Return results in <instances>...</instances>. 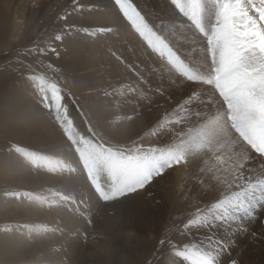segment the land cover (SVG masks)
I'll list each match as a JSON object with an SVG mask.
<instances>
[{"label":"rangeland","instance_id":"1","mask_svg":"<svg viewBox=\"0 0 264 264\" xmlns=\"http://www.w3.org/2000/svg\"><path fill=\"white\" fill-rule=\"evenodd\" d=\"M110 1L113 2L117 10L119 8L118 11L125 19L124 22L127 23L126 25L129 24L127 26L129 31H136V34L143 40L150 56L153 55L156 59L160 56L170 60L171 62L168 64L173 65L175 72L181 70L187 81L206 84L204 77L198 71H190V65L185 64L184 60L173 59L175 56L170 52L175 49L151 29L153 26L145 21L143 13L138 12L133 0ZM173 1L178 2V0ZM186 1L185 7L190 5V0ZM253 1L251 0V5H249L242 3V0H221L218 8L222 6L219 11L220 14L223 13L222 23L216 19L217 23L209 24V27L212 26L214 31L220 27L225 28L219 33H203L202 11L197 0L194 2L196 3V12L193 11L189 15V20L195 29H202L201 35L206 38L205 45L209 56H213L211 54V50L215 49L213 42H219L220 34L227 35L232 40L238 36L247 37V40L251 38V44L248 45L244 54L245 57H239L248 63V66L239 64L240 69L235 71L234 64H230L225 69L222 68L220 60L216 57H212L208 63L210 70H215L213 72L211 70V73L215 74L214 76L217 75V79L214 77L215 83L212 78L211 86L222 103L228 127L243 143H247L246 146L251 151L258 152L257 154L264 158V138H262L264 136V117H262L264 116V103L262 102L263 106L262 104L256 105L257 102L252 103L255 102L253 99L256 97L262 95L261 98H264V84L259 83L260 79L264 80V42L259 40L264 35V0ZM229 2L231 3L230 7ZM96 6V0H78V3L76 0H0V119L10 107L8 104L10 98L7 96V92L13 85V81L17 82L19 78L24 79L25 82L19 87V92H24V95L36 92L38 96L34 97L33 102L38 101L37 98L41 99L43 93L49 91L47 97H43L42 109L44 111H40L36 105L32 106L31 102L28 103L31 109L34 108L32 109V111L34 110L33 115L29 116L28 124L25 127L19 126V138L28 140L27 146L20 147L21 150L27 151L22 154L24 157L20 156L23 169H21L22 167H7L0 170V228H2L0 229V264H55V262H57L56 264H185L186 261L194 263L193 252L196 247L189 243L193 236H196L195 230L200 225V213L179 224V219L177 221L173 219L174 216L169 210L168 201L173 192L174 172L177 170L182 171L183 177L187 173H191L190 187L198 192L202 180L199 179L201 174L194 172V168L201 161V157L194 151L187 155H182L180 152L176 156L174 155L177 151L176 148H166L167 146L160 145V137L158 138L157 135L161 133L165 135V131H167L165 137H168L170 130L168 128L174 126L170 107L160 114L155 113V118L149 119L148 124L142 125L143 128H137L140 130L136 132L139 136L135 137L136 134L131 136L125 133L124 119L126 116L123 108L126 105L107 104L106 97H104L107 95L108 89L106 82L111 77L110 60L89 57L95 55L90 48L92 43L89 41L95 30L92 18L101 15ZM65 17L67 18L65 19ZM136 26L139 29L136 30ZM108 34L111 33H107L106 36ZM114 36L117 37L116 34ZM82 37L89 39H85L86 41L83 42ZM115 42L121 44L122 50L126 51L127 38H123L121 41L115 40ZM232 46L235 47V44H231ZM224 52L230 57H234V52H230L228 49ZM247 52H251L253 58L255 57L253 61H248ZM111 59H117L121 63L120 67H123L124 58L117 55L116 48ZM245 74L250 75L254 80L242 77ZM9 76L12 77L10 83L6 82ZM28 83L31 84L30 88H26ZM239 87H243V91L240 90L241 94L237 92ZM52 93L55 95L52 96ZM68 98L73 102L76 114H80V119H82L79 120L78 117V120L83 121L82 123L86 127L84 130H87V133L91 135V140L96 143L97 149L93 151V154H87L82 138H78L76 135L78 132L75 126L69 124V118L66 116V111L69 108L66 103ZM19 104L24 106L25 103L20 101ZM122 106L123 108H120ZM154 107L158 109L157 105ZM257 118L259 119L257 120ZM251 120L257 125H253ZM123 126L124 128H122ZM11 129L12 126L9 128L6 126L5 131H0L1 151H4L6 147L13 149L17 145L15 141H12L11 145H7L5 142L12 136ZM30 134L35 136L30 137ZM146 140L149 142L146 146H150L156 154L159 152L158 154L162 156L157 154L159 160H162V169L158 170L154 165L153 168L149 165L145 169H137L138 164L132 161L133 154ZM251 142L254 144L251 145ZM65 148L75 154L78 164L85 173L87 184L91 189L89 197L85 198L89 204L93 207L96 204L102 206L104 203L120 201L124 198L130 202L134 209L133 213L129 212L131 206L119 204L124 208L128 207V211L124 213V227L116 229L118 240L114 234H108L104 227L95 229L91 215L87 217L79 211L78 213L75 210L66 209L67 205L80 206L81 203L78 204L77 195H74L72 199L65 193L60 194L59 197L65 201L64 203L60 198L56 199L53 196V190L59 184L57 177L65 171L67 172L64 164H61L63 157L60 150ZM88 148L90 149V147ZM190 156H192L190 160L193 161V168H189L188 163L186 164ZM92 166H94L93 171ZM162 173H165V182L163 183V180L157 182V175ZM140 175L141 177H139ZM50 188L51 190H49ZM185 188L186 184L178 197L181 201L185 197ZM2 192L4 193L2 194ZM139 198L141 202H139ZM192 200L195 201L194 198ZM136 202H139L140 205H137ZM158 203L162 205L167 203L162 214L158 209ZM130 217H134L135 220L129 219ZM52 219H56V221ZM212 220L218 222L217 219L213 218ZM210 221L211 219L207 222ZM61 225L62 227L64 225V229ZM92 227L97 232L96 235L90 234ZM65 228L70 229L68 231ZM58 232L71 237L67 244L55 242ZM70 245L72 246L69 247ZM73 247L74 249H72ZM59 250L61 251L59 252ZM232 250L218 251L215 258L222 259L219 264H232L233 261L235 264L239 262V264H244V262H236L234 259L237 257L234 255L241 251L240 248L233 250L234 252ZM50 253H53V256ZM207 253L211 254L212 252L208 250ZM71 254L73 258L70 256ZM52 257L56 261L50 260ZM229 257L230 260L223 261ZM64 258L67 262H64Z\"/></svg>","mask_w":264,"mask_h":264},{"label":"bare ground","instance_id":"2","mask_svg":"<svg viewBox=\"0 0 264 264\" xmlns=\"http://www.w3.org/2000/svg\"><path fill=\"white\" fill-rule=\"evenodd\" d=\"M96 1H97L96 7L98 9V13H100L101 15L98 16L97 18H92L94 19L92 24L94 25L95 28L93 37H91V39L85 37V39H89V41L92 43L90 45V48L95 53V55L89 57H92L94 59L97 58L101 60L107 59V61L110 60L109 62L110 65L112 66L111 74L109 73V71L108 73L110 74L111 77L106 82L107 85L106 87H108V89L106 92L107 95L104 97H106V100L108 102L107 104L112 103L113 105L118 104L119 106L123 104L126 105L125 108H123L124 105L120 107L123 108L126 116L124 119L126 125L125 133L126 134L128 133L131 136L133 134H136V132L140 131L139 130L140 128H143L142 127L143 124L145 123L148 124L149 119L151 120L155 118V113L160 114L163 111H166L170 107L171 108L170 113L174 119V126L172 125L169 128L166 127L170 129L168 131L169 132L168 137H165L167 131H165V135L162 133L160 135H157L158 138L160 137V142L159 141L158 142L160 143L161 146H167L166 148H170V147L176 148L177 151L174 153V155L176 156L180 152H182V155H187L189 152L194 151L196 154H198V156L201 157V161H199V163L195 165L196 168H194L195 169L194 172L196 173L199 172L201 174L199 179L202 180V185H200L198 192H195L190 187V184L192 183L191 173L189 172L185 175V177H183L182 171L177 170L174 172L175 175H174L173 192L168 201V205L170 206L169 210H171L170 212L174 216L173 219L176 221L179 219L180 220L179 224L181 223V221H187L195 214L200 213V225L195 230L196 236H193V239L189 243L191 246L196 247L193 252L194 263L186 261L185 264H219L221 263L222 259L215 258V255L218 253V251L222 250L226 252V250L228 249L235 250L237 248L238 249L240 248L241 251L238 252L239 254L238 253L236 254L235 251L236 255H234V257L235 256L237 257L234 259L236 260V262L242 261L241 263L244 262V264H264V158H262L263 156L261 157L260 155H258L257 154L258 152L251 151L250 148L246 146L247 143L246 144L243 143L242 140L239 139L233 133V131L228 127V123L226 122L225 119V113L221 106L222 103L218 99L215 93V89L211 86L212 76L214 77L215 74L213 75V73H211L212 69L210 70L208 63L212 57H216L220 60L222 68H225L230 64H234V67H236L235 69L236 71L237 69H240V66H238L239 64L248 66V63H246L244 60L240 58L245 57L244 54L248 48V45L251 44L250 42L251 38L247 40L246 39L247 37L244 38L243 36H238L237 38L232 40L229 39L227 35L225 36L224 34H220L221 36L219 38V42H213V45H215V49L213 48L214 50H211L212 51L211 54L213 56H209L207 55V50L205 45L206 38H204L201 35L202 29H195L189 20V15H191L193 11L194 13L196 12L195 10L196 3H194L196 0H190L189 1L190 5H187L186 7H185V4L187 2L186 0H178V2H174L173 0H133L134 1L133 4L136 6L138 12L143 13L145 21H147L148 24L150 23V25L153 26V28L151 29H153V31L156 34H159V36L163 38V41L170 43L172 47L175 49L172 50V52H170L171 55L175 56V58L173 59L184 60L185 64L190 65L191 68V70L189 69L190 71H198L200 75L204 77V79L206 80V84L187 81L185 77L182 75L181 70L179 71L177 70V72H175L173 70V65L168 64L169 62H171L170 60L160 56L158 59H156L153 55L150 56V53H148L146 47L143 44V40L136 34L137 33L136 31L134 32L129 31L127 27L129 26V24L126 25L127 23L124 22L125 19L122 17V14L119 13L118 11L119 8L117 10L114 7L112 1L110 0H96ZM220 1L221 0H215V1L197 0V3L200 5L202 11V22L204 24V28L202 30L203 33L206 34L210 32L219 33L221 30L225 29L224 27L223 28L220 27V29L214 31L212 30V26L209 27V24L211 22L217 23V21L220 22L222 21L223 13L220 14L219 12L222 6L218 8ZM250 1L251 0H242V3L251 5ZM252 2L254 1L252 0ZM228 4L230 7L231 3L229 2ZM235 21L236 20L234 19V22ZM137 29H139L138 26H136V30ZM107 33H111L112 35L108 34L106 36ZM115 34L117 35V37L114 36ZM123 38H127V42L125 46L126 51L122 50L121 44L115 42V40L121 41ZM81 39L83 42L86 41L84 37H82ZM259 40L261 42H264V35ZM231 44H235V47L233 46L231 47ZM115 48L117 50V55L122 56L124 58V64L122 68L120 67L121 63H119L117 59H111V56L115 51ZM227 49L230 50V52L231 51L234 52V57H230V55L225 54L224 51ZM251 56L252 53L247 52L246 58L248 59V61L254 60L255 57L253 58L252 56L251 58ZM213 71L215 70H212V72ZM242 77L245 78L247 77L248 79L254 80L248 74H245ZM11 78L12 77L9 76L6 82L9 83L12 82ZM234 80L236 81L237 79ZM262 80L260 79L261 82L259 83L263 85L264 80L263 81ZM24 82H25L24 79L19 78L17 82L13 81V85H11L10 87L8 86L10 89L7 92V96L10 98V102L8 101L10 107H8L9 109L5 111V114L2 115L0 119V127H1L0 131H5L6 126L8 128L9 126H12L11 129L12 136L5 142L7 143V145H11L13 144L12 141H15L17 145L13 149L10 147L9 148L6 147L4 151L0 150V170L1 168H3L4 170V168L6 169L7 167H15V168L22 167L21 169H23V165L20 162L22 158L20 156H22V154L24 153H27V151L23 149L21 150L20 147L24 145L27 146L28 140L25 138H19L20 136L18 134L19 126L22 125L25 127V125L28 124L29 116L32 117L33 115L34 110L32 111V109L34 108L31 109L28 103L31 102V104H33L32 106L36 105L37 108L43 112L44 111V109H42L43 97H47V95L49 94V91H47L46 93H43V96L41 97L42 100L37 98L38 101L33 102L32 100L34 99V97L38 96L36 92L35 93L32 92L31 94L28 95H24V92L22 93L21 91L19 92V87ZM26 86H27L26 88H30L31 84L28 83V85ZM242 88L243 87L237 88V92L241 94L243 91ZM261 93L263 92L261 91ZM97 94L99 95V93ZM54 95L55 94L52 93V96ZM261 97H256L255 99H253L255 100V102L252 103L255 104L257 102L256 105L262 104L263 106L264 98ZM95 98L97 97L95 96ZM20 101L22 103H25L24 106H22L23 104L21 105L19 104ZM66 103L67 106L69 107L68 110L66 111L67 112L66 116L67 118H69L68 120L69 124L75 126V129L78 132L76 133V135H78V138H82L87 154H93V151L97 149L95 141L91 140V135L87 133V130H84L86 127L82 123L83 121L82 122L79 121L82 118L80 119L79 113L76 114L74 110L73 102L70 101V99L68 98L66 99ZM154 105H157L158 109H156ZM258 119L259 118H257V120ZM31 122L33 123V121ZM252 124L254 125L256 123H252ZM122 128H124V126ZM141 131L143 130L141 129ZM137 135L139 136V134H136L135 137ZM32 136L34 137L35 135H31L30 137ZM262 138H264V136ZM147 143H149L148 140L142 142L141 144L142 146H140L139 149H137V151L132 156L133 158L132 161L138 164L136 168L145 169L149 165L153 168L154 165L156 169L158 170L162 169L163 163L162 160L160 161L158 158L159 152L157 153L158 154L157 155L150 146H146ZM252 143L253 142H251V145ZM88 147H90V149ZM60 152L62 153L61 156L63 157L62 159L63 162L61 164H64L65 166L64 168L67 169V172L65 171L63 174L57 177L59 184L53 190L52 193L53 196L56 199H58L60 198L59 197L60 194L65 193L69 197H72L73 199L74 198L73 196L77 195L78 197L77 201L79 202L78 204L81 203L80 206L67 205L68 208L66 209L69 211H74V210L77 212L79 211L84 216L87 217H90L91 215V217H93L92 224L95 229L104 227L107 230L108 234L110 235L114 234V236H116V239L118 240L117 238L118 233L116 229L117 227L119 229H122L124 227L125 225L124 213L128 211V207L124 208L122 205L131 206L130 202L127 200V198H124L121 199L120 201L116 200L115 202L113 201L111 203L110 202L104 203L102 204V206H100V204H96L95 207H93V205L88 203L87 199L85 200L86 197H89L88 195L91 193V189L87 184L88 183L86 181L87 178L85 176L84 171L82 170V167L80 166V164H78L76 160L75 154L73 153L74 154L73 155L72 152H70V150H68L67 148L60 150ZM159 156L162 157L161 155ZM192 156H190L188 158V161L186 162V164L188 163L187 166L189 168L194 167V164H192L193 161L190 160ZM88 165H90V163H88ZM93 168L94 166H92V171ZM134 172L136 173L137 170L135 169ZM141 175L139 177H141ZM156 180L157 182L163 180L164 183L165 173H162L161 175L160 174L157 175ZM185 184H186V188L184 189L185 197L181 201L180 199H178V197L180 196L183 188L185 187ZM49 190H51V188ZM47 192L49 193L48 190ZM3 193L4 192H2V194ZM193 198L195 201L192 200ZM72 199L70 200L71 202ZM61 201L62 203L65 202L63 200ZM139 202H141L140 198H139ZM139 202H136V204L140 205ZM166 204L165 205L159 204L158 209L160 211V214L163 213ZM98 207L100 208L98 209ZM129 212L130 213L134 212L132 206L130 207ZM52 214L54 215V213ZM66 216L68 217V215ZM213 218L217 219L218 222L213 221L212 220ZM129 219H133V221L135 220L134 217H130ZM209 219H211V221L208 223L207 221ZM54 220L56 221V219ZM62 228L64 229V225ZM67 229L65 228V230ZM59 232L56 233L55 242L59 244L60 243L67 244V242L71 239V237L65 236L64 234H61ZM90 234L92 235L97 234V232L93 229V227L90 230ZM71 246L72 245H70L69 247ZM83 247L85 246L83 245ZM64 249L62 250L64 251ZM72 249H74V247ZM83 250L85 251L84 248ZM208 250H211L212 253L208 254L207 253ZM233 250L232 252H234ZM60 251L61 250H59V252ZM50 254H52L53 256V253ZM70 256H72V254ZM52 258L51 259L48 258V259L56 261L55 258L53 259ZM65 259L66 258H64V262H67V260ZM228 260H230V257L223 261L226 262ZM57 261L59 262V259ZM56 263L57 262H55V264Z\"/></svg>","mask_w":264,"mask_h":264},{"label":"snow or ice","instance_id":"3","mask_svg":"<svg viewBox=\"0 0 264 264\" xmlns=\"http://www.w3.org/2000/svg\"><path fill=\"white\" fill-rule=\"evenodd\" d=\"M76 2L78 3V0H76ZM67 17H65V19H66ZM233 264H235V262H233Z\"/></svg>","mask_w":264,"mask_h":264}]
</instances>
